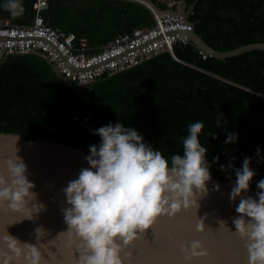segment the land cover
<instances>
[{
    "label": "trees",
    "instance_id": "trees-1",
    "mask_svg": "<svg viewBox=\"0 0 264 264\" xmlns=\"http://www.w3.org/2000/svg\"><path fill=\"white\" fill-rule=\"evenodd\" d=\"M36 0H22L12 18L0 0V18L30 23ZM158 9L171 8L151 0ZM194 6L188 19L216 50L264 42V0H184ZM47 24L84 37L93 52L114 36L153 23L151 11L128 0H46ZM202 51V52H201ZM191 41L162 51L111 75L81 86L67 82L39 52L9 54L0 63V131L28 139L48 138L82 148L99 145L94 130L118 121L138 131L144 142L171 160L183 154L187 125L201 120L200 140L207 147L211 175L235 181L245 157L256 172L250 188L264 178V50L219 59ZM228 133L235 142L225 144ZM257 148L260 149L259 155ZM219 157L213 162V157ZM224 165L226 171L221 170Z\"/></svg>",
    "mask_w": 264,
    "mask_h": 264
},
{
    "label": "clouds",
    "instance_id": "clouds-1",
    "mask_svg": "<svg viewBox=\"0 0 264 264\" xmlns=\"http://www.w3.org/2000/svg\"><path fill=\"white\" fill-rule=\"evenodd\" d=\"M3 7L12 18H20L25 11L22 0H6ZM203 127L201 120L187 125L183 154L172 155L170 162L144 142L137 130L118 121L94 130L100 143L89 146L90 154L85 158L89 167L82 168L78 178L63 188L69 205L61 210L67 231L74 232L82 242L79 264H123V248L144 234L158 217L172 218L182 209L199 207L198 200L207 195L206 182L211 180L208 149L199 135ZM237 138V133H228L224 143ZM259 152L257 148L258 155ZM231 159L227 167L234 169L236 179L229 199L240 197L235 209L238 215L232 219L234 231L245 242L248 264H264V178L257 182V198L242 195L249 190L256 172L250 167V157H245L239 168L234 167ZM218 160V156L213 157L214 163ZM3 163L7 174L0 171V205L7 204L15 211L31 207L34 214L43 211L42 203L29 206L37 199V193L32 191L35 184L26 175L23 159L16 152ZM221 170L226 171L224 165ZM213 190L218 191L219 185H214ZM24 218L33 219L34 215ZM195 230H203L200 223ZM35 231L37 240L39 227ZM179 246L188 264L208 255L198 239L181 242ZM41 261L37 243L21 241L8 232L0 237V264Z\"/></svg>",
    "mask_w": 264,
    "mask_h": 264
},
{
    "label": "water",
    "instance_id": "water-1",
    "mask_svg": "<svg viewBox=\"0 0 264 264\" xmlns=\"http://www.w3.org/2000/svg\"><path fill=\"white\" fill-rule=\"evenodd\" d=\"M128 1L146 6L152 18L154 11L159 10L151 0ZM171 1L176 4L175 11L191 24L188 31L190 41L208 55L225 59L251 50H264V42H252L222 51L212 48L196 33L194 23L188 19L194 2L186 7L184 0ZM51 67L61 75L54 63ZM16 152L27 165L28 179L35 184L32 191L37 193V199L29 206L42 203L45 209L34 214L35 209L31 207L15 211L7 204L0 205V237L8 232L21 241L37 243L41 264H79L82 242L74 232L67 231L61 210L69 206L63 188L78 178L82 168L89 167L85 159L88 154L82 148L48 138L28 139L18 133L0 131V171L7 174L3 160L14 157ZM206 183L208 193L198 200V208L182 209L172 218L167 215L158 217L144 234L123 248L120 253L123 264H188L179 245L193 239L203 242L208 255L192 260L191 264H248L245 242L234 231L232 223L233 217L238 215L235 209L240 200L239 196L234 201L229 199L235 181L221 182L211 175V180ZM217 184L219 190H213ZM257 191L249 188L242 195L257 198ZM32 215L33 219L24 218ZM197 223L201 224L202 231L195 230Z\"/></svg>",
    "mask_w": 264,
    "mask_h": 264
},
{
    "label": "built area",
    "instance_id": "built-area-1",
    "mask_svg": "<svg viewBox=\"0 0 264 264\" xmlns=\"http://www.w3.org/2000/svg\"><path fill=\"white\" fill-rule=\"evenodd\" d=\"M46 6V0H36L34 15L27 24L0 18V63L9 54L39 52L58 67L67 82L86 86L102 75L124 70L162 51L172 53L176 42L190 41L191 24L179 12L166 8L154 11L150 26L118 34L91 52L86 38L45 22L42 13Z\"/></svg>",
    "mask_w": 264,
    "mask_h": 264
},
{
    "label": "rangeland",
    "instance_id": "rangeland-1",
    "mask_svg": "<svg viewBox=\"0 0 264 264\" xmlns=\"http://www.w3.org/2000/svg\"><path fill=\"white\" fill-rule=\"evenodd\" d=\"M164 1H166L167 4H169V5L172 4V2H173V1H171V0H164Z\"/></svg>",
    "mask_w": 264,
    "mask_h": 264
}]
</instances>
